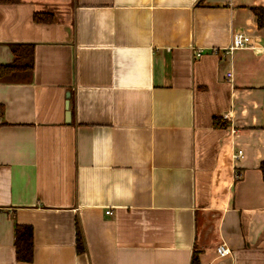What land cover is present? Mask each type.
Segmentation results:
<instances>
[{
    "label": "crops",
    "instance_id": "0c3cea01",
    "mask_svg": "<svg viewBox=\"0 0 264 264\" xmlns=\"http://www.w3.org/2000/svg\"><path fill=\"white\" fill-rule=\"evenodd\" d=\"M261 6L0 3V64L35 45L32 82L0 83V264H264Z\"/></svg>",
    "mask_w": 264,
    "mask_h": 264
},
{
    "label": "trees",
    "instance_id": "16d2710c",
    "mask_svg": "<svg viewBox=\"0 0 264 264\" xmlns=\"http://www.w3.org/2000/svg\"><path fill=\"white\" fill-rule=\"evenodd\" d=\"M20 0H0V3L5 2H19ZM257 22L260 27H264V7L253 8ZM35 20L51 22L52 15L44 13L35 14ZM14 61L7 64H0V83H30L33 80L34 69V50L35 45L32 43H11ZM221 119L216 118L215 123L220 124ZM261 169L264 177V162L261 163ZM77 242L76 248L79 252H86L85 237L82 233L81 227L77 225ZM15 247L17 252V259L23 262H31L34 258V227L31 224L15 225L14 229ZM198 253L195 252L192 258L193 264L198 263Z\"/></svg>",
    "mask_w": 264,
    "mask_h": 264
},
{
    "label": "built area",
    "instance_id": "2783aa9c",
    "mask_svg": "<svg viewBox=\"0 0 264 264\" xmlns=\"http://www.w3.org/2000/svg\"><path fill=\"white\" fill-rule=\"evenodd\" d=\"M233 38H234V41L230 45V47L226 50V52H230L231 50L235 48H239V47L251 46L252 44V38L249 35L244 34L240 31L236 32ZM214 51H216V49ZM200 54H201V51H198L197 55H200ZM228 76L229 77L232 76V71L229 72ZM242 153L243 151L240 150L238 153V156L242 155ZM106 212L111 213L110 210H107ZM217 250H218L219 256L221 257H224L230 253V249L227 246H225V244H220Z\"/></svg>",
    "mask_w": 264,
    "mask_h": 264
}]
</instances>
